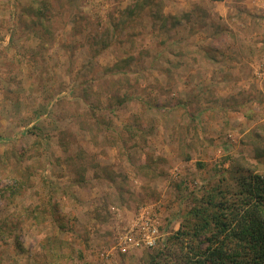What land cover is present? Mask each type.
Instances as JSON below:
<instances>
[{
  "label": "rangeland",
  "instance_id": "374dc122",
  "mask_svg": "<svg viewBox=\"0 0 264 264\" xmlns=\"http://www.w3.org/2000/svg\"><path fill=\"white\" fill-rule=\"evenodd\" d=\"M198 28V0H0V264H142L140 214L167 236L222 170L264 174V35L208 93Z\"/></svg>",
  "mask_w": 264,
  "mask_h": 264
},
{
  "label": "trees",
  "instance_id": "16d2710c",
  "mask_svg": "<svg viewBox=\"0 0 264 264\" xmlns=\"http://www.w3.org/2000/svg\"><path fill=\"white\" fill-rule=\"evenodd\" d=\"M46 6L34 14L42 17ZM33 23L41 33L44 20ZM181 211L180 229L142 264H264V174L235 166L222 170Z\"/></svg>",
  "mask_w": 264,
  "mask_h": 264
},
{
  "label": "crops",
  "instance_id": "0c3cea01",
  "mask_svg": "<svg viewBox=\"0 0 264 264\" xmlns=\"http://www.w3.org/2000/svg\"><path fill=\"white\" fill-rule=\"evenodd\" d=\"M259 1L260 0H256V1L245 0L242 7L243 9L246 8L251 16L256 15V13L264 14V0L260 4ZM232 5L233 3L231 0H222V1L198 0V25H200L201 27L198 28V34L203 33L205 35L204 32H207L208 35H206L205 38L210 42L207 45H202L200 51L202 52L201 60H204L203 63L206 62L205 66L210 67L211 70L205 69L203 66L204 64L198 62V64L201 65L198 67V76L199 75L202 76L201 73L205 74L201 81L202 83L199 84L201 86H205V90H203V92L205 91L211 93V91L212 92L215 91V88L217 87L214 86V84H219L216 74L222 73V70H224L226 67L228 71H232L234 73L233 75H237L238 71L240 70L245 71L246 60H249V63L247 65L250 64V66L254 69L255 68L257 69V67L259 66L258 59H260L259 56L260 50H258L257 48L258 51L256 54H253V52L248 53L247 49L245 48V45L243 46L242 44L244 42L247 43V41L248 42L252 41L255 43V40L257 41L261 39L262 37L261 35H264V32L262 31L259 32L260 34H257L255 36V40L252 39V36H247L248 35L247 26L249 24L246 23V20H244L245 15L243 14H242L243 20L241 19L243 23H241L242 21L240 22L239 17H236L235 20H232L235 21V23L225 24L224 21L227 15L231 13L229 11H231V8L233 7ZM236 6L240 7L238 6V4ZM235 10L237 11V9ZM253 24L256 25L258 29L262 26L261 25L262 23L256 22L255 20L253 21ZM202 39L203 38L201 37L200 40L201 43L205 42V40ZM210 46L212 47L211 50L208 49ZM207 79L211 83L207 81ZM220 79L221 78L219 77V80ZM248 81L251 82L252 81L251 78L246 80V83ZM210 87H211L210 89L211 91L206 90V88H210ZM217 92H218V88H217ZM216 98L219 99V101H221L220 100L221 96L219 97L218 94ZM216 98H212V99H216Z\"/></svg>",
  "mask_w": 264,
  "mask_h": 264
},
{
  "label": "built area",
  "instance_id": "2783aa9c",
  "mask_svg": "<svg viewBox=\"0 0 264 264\" xmlns=\"http://www.w3.org/2000/svg\"><path fill=\"white\" fill-rule=\"evenodd\" d=\"M140 215L135 224L127 226L125 232H122L123 239L121 238L119 244L121 251L153 249L166 238V235L160 231L157 215L150 216L146 213Z\"/></svg>",
  "mask_w": 264,
  "mask_h": 264
}]
</instances>
